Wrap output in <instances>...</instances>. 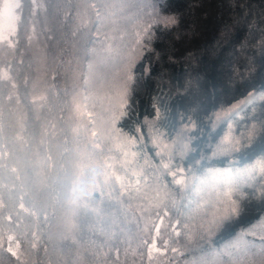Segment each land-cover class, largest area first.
<instances>
[{
	"label": "trees",
	"instance_id": "obj_1",
	"mask_svg": "<svg viewBox=\"0 0 264 264\" xmlns=\"http://www.w3.org/2000/svg\"><path fill=\"white\" fill-rule=\"evenodd\" d=\"M20 2V35L13 48L0 46V70L7 68L15 84L0 82V92L5 103L9 95L19 102L0 120L7 143L15 145V135H22L24 143L16 147L34 168L31 199L36 215L19 209L22 182H17L16 209L7 228V212L0 214V264H264V233L256 228L252 235L258 237L239 238L264 221L258 196L241 199L243 192L264 188L261 157L251 147L259 143L264 124V0H154V9L134 18L145 27L146 12L154 11L168 21L167 26L154 27L149 37L141 36L135 50L121 57L129 56L125 74L128 78L134 68L137 84L126 90L129 113L116 131L140 137L138 167L147 171L148 183L141 184L139 199L120 197L123 207L117 201L118 188L111 197L105 190V220L80 217L73 229L63 224L66 218L52 195L66 168L78 172L75 165L98 164L110 173L107 164L116 163L104 156L81 161L73 150L77 145L91 147L89 142L97 139L92 132L89 137L81 134L84 117L94 119L93 108L105 103L100 92L93 94L89 87L91 71L113 60L114 52L104 44L120 12L131 15L138 8L132 0H55L59 11L46 16L32 0ZM125 3L129 9L122 7ZM77 79L80 86L74 88ZM106 131L108 135L96 131L105 151L116 147L115 136ZM157 141L155 151L180 149L174 163L182 152L189 153L174 169L181 184L171 176L155 183L159 173L154 174L149 162ZM252 151L255 155L244 167L256 165L254 172L230 167ZM202 156L213 170L228 175L209 176L200 184L198 171L179 174L185 165L196 169ZM193 183L194 190L186 187ZM24 203L32 207L28 197ZM233 206L238 215L218 228ZM166 210L168 216L163 215ZM8 235L20 243L19 250ZM8 248L17 251L19 259Z\"/></svg>",
	"mask_w": 264,
	"mask_h": 264
},
{
	"label": "snow or ice",
	"instance_id": "obj_2",
	"mask_svg": "<svg viewBox=\"0 0 264 264\" xmlns=\"http://www.w3.org/2000/svg\"><path fill=\"white\" fill-rule=\"evenodd\" d=\"M32 4L36 9H45L46 16L54 15L60 9V5L56 3L55 0L47 4H41L38 0H32ZM143 7L145 10L148 8L154 9V0H144ZM23 11L24 9L22 8L20 0H2V5H0V46H6L8 48H13L15 46L20 35L18 26L21 24V15L18 14V12L22 13ZM32 14H34V11ZM97 14L99 15V13ZM146 15L148 19L146 20L145 28L142 30V39L149 37L154 27L159 26L161 23H164L166 26L168 24L167 20H161V17L155 14L154 11L150 14L146 12ZM174 22L175 21H173V23ZM29 39H31V37H29ZM0 82L11 84L12 87H15L7 68L0 70ZM136 84L137 78L135 69L133 68L130 71L126 84L129 92L134 89ZM4 95L3 92H0V117H3L6 112L10 115L9 109L12 104L19 102L9 95L7 97L8 102L5 103ZM129 108V105L122 104L119 109L110 112L106 117V126L111 130V136H115L117 141H120L116 144L115 148L108 147L105 151L98 143L99 133L92 131L91 135L97 139L89 142L91 147L85 145L84 148L81 149L79 145H77L73 150L75 153L79 154V159L81 161L85 159L91 160L93 157L99 156H104L107 160L115 159L116 163L107 164V167L111 168L112 171L110 173L102 172L101 166L98 164L75 165V167L78 168V172H74L72 168H66L60 180L59 190L55 192V195L50 193L54 204L59 206V211L66 218V223L72 229L78 227L76 220L80 217H83V221L93 217L101 222L105 220L102 215L101 207V205L105 203L103 200L105 190H110L109 196L111 197L113 194L117 193L118 188L117 201L120 203V206L123 207L124 201L120 200V197H127L129 202L139 199L141 184L148 183L147 171L143 167H138L139 160L142 157L136 155V151H138L136 145L140 141V137L136 136L135 139L129 138L127 140H122L124 135L123 132L116 131L120 126V121L128 115ZM91 123L92 121L90 120L89 124ZM137 123H139V121H137ZM144 127L145 125H141L140 130H143ZM132 136H135V133H132ZM17 142L24 143L22 135L19 133L15 135V145H10L6 142V138L4 137V123L0 120V190H2V194H0V214L7 212V215L4 216V220L7 221V224L4 225L5 228L12 223L13 212H15L16 209V200L14 197L16 196L15 190L18 187L17 182H22V186L19 188V209L30 215H36V212L33 211L36 205L31 199L32 188L34 186L32 181L34 168L29 167L26 158L20 154L18 147H16ZM130 145L132 146L131 159H129V152L125 150ZM251 147L253 149H258L261 157L259 170L264 173V124L260 125L259 143ZM156 148H159L158 141L154 142L153 151H155ZM176 151H180V149L177 148L173 152H168L165 147L164 149L155 151L152 162H149V168L153 169L154 174L159 173V175L156 176L155 183L159 184L161 179H167L168 176L172 177L175 184L179 185L182 183L181 179L176 178L178 172L174 169L179 164L185 163V158L189 153L187 151L182 152L179 161L174 163ZM85 153L86 155H84ZM254 155L255 151L244 153L238 160L233 161L230 167H242L246 172L252 173L255 171L256 165H251L250 167L244 166L252 160ZM185 171H187L189 175H194V173L198 171L202 177L197 180L200 184H203L205 182L204 178L209 176L228 175V173L213 170V166L203 156L197 160L196 169L185 165V167L179 169V174H183ZM89 173H94V175H89ZM101 177H103L102 180ZM195 186V183L186 185V187L192 190L195 189ZM159 191L160 189L157 188L158 193ZM4 196L7 197V202ZM257 196L261 203L264 204V188H261L259 193H257L255 189L241 193V199H249ZM25 197L29 198V203L32 207H26L24 203ZM157 199H159V197H157ZM9 205H11V208ZM142 210L147 211V209ZM163 215L168 216L169 212L166 210ZM237 215L238 210L233 206L232 214L224 216L217 227H224L233 216ZM177 224H179V221H177ZM156 230L159 232V225L156 226ZM225 230H228L227 227H225ZM176 234L180 235L179 232ZM103 235L105 238H111L108 233H104ZM112 235H115V233H112ZM7 240L9 243H15L16 248L18 250L20 249L21 245L13 235H8ZM8 251L19 259L17 251H13L12 248H8Z\"/></svg>",
	"mask_w": 264,
	"mask_h": 264
},
{
	"label": "rangeland",
	"instance_id": "obj_3",
	"mask_svg": "<svg viewBox=\"0 0 264 264\" xmlns=\"http://www.w3.org/2000/svg\"><path fill=\"white\" fill-rule=\"evenodd\" d=\"M125 1H131V0H125ZM137 4V11H134L132 9V14L127 15L122 12H120L119 18L117 20V24L115 26V29L110 30L111 36L109 37V41L104 44V48L107 50H111L114 52L111 57H113L112 61H108L105 63H100L99 67H95L91 71V77L89 81V87H92L93 94H95L96 91H99L100 94L103 96L105 103L102 108L96 109L93 108L91 113L96 114L94 119H87L84 117L82 121L81 126V134L87 135L89 137V134L92 131H98L101 134L108 135V131L111 132L110 129L106 126V117L110 112H113L120 108L122 104H125L126 99V84L128 81V78L126 77V66L127 59H130L129 56L126 60L123 58H126V54L131 51H134L135 48L138 46V39L142 36V30L145 28L143 25H139L138 20H134V18L140 17L141 12H143L145 9L143 7L144 0H132ZM124 9H129L130 6L125 3L122 5ZM147 10H150L149 8ZM125 11V10H122ZM162 18V17H161ZM134 20V21H133ZM166 20V19H163ZM141 26V28H140ZM124 52V53H122ZM124 55V56H122ZM123 57V58H121ZM107 61V60H106ZM111 64V65H109ZM98 74V76H96ZM79 79V77H78ZM76 80L74 84V88H77L80 86V82ZM95 98H93L92 103L95 104ZM92 121L91 125L88 126V121ZM69 121H67L66 124H68ZM116 140V144L120 141H117L116 137H114ZM129 138L123 136L122 140H127ZM132 146L130 145L127 149L129 152V159L132 158ZM75 161V157H72L71 162L73 163ZM64 217V216H63ZM66 223V220L63 221V224ZM66 225V224H64ZM256 228H259V234L264 233V221L260 223L257 227L252 228V230L244 232L239 238L240 240L246 241L249 237H253L255 235H252ZM258 237V236H255ZM230 248V249H237Z\"/></svg>",
	"mask_w": 264,
	"mask_h": 264
}]
</instances>
